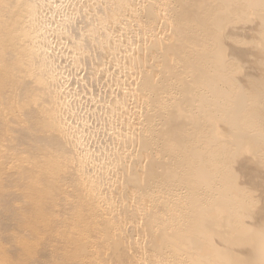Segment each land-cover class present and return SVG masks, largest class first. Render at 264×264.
Segmentation results:
<instances>
[{"label": "bare ground", "instance_id": "6f19581e", "mask_svg": "<svg viewBox=\"0 0 264 264\" xmlns=\"http://www.w3.org/2000/svg\"><path fill=\"white\" fill-rule=\"evenodd\" d=\"M160 92L170 97L157 98L169 140L163 149L179 170L163 156L148 173L160 186L182 181L188 192L162 188L134 202L133 189L118 180L120 168L132 167L119 141L133 142L137 108ZM0 138V164L29 148L35 161L17 167L55 177L49 209L42 195L29 207L20 187L3 189L8 179L0 174V264H49L42 255L61 254L59 245L48 248L52 241L63 244L93 224L92 215L71 222L88 209L83 198L115 228L106 256L114 264H264L262 217L254 226L249 198L232 188L246 169L264 174V0H0ZM126 194L132 201H123ZM47 209L52 235L45 228L47 237L34 239ZM19 223L29 231L14 232ZM224 224L232 243L214 231ZM251 237L253 255L244 260L239 251ZM19 247L26 258H6Z\"/></svg>", "mask_w": 264, "mask_h": 264}, {"label": "rangeland", "instance_id": "374dc122", "mask_svg": "<svg viewBox=\"0 0 264 264\" xmlns=\"http://www.w3.org/2000/svg\"><path fill=\"white\" fill-rule=\"evenodd\" d=\"M170 9L168 10V13L169 14H171L172 13V11H170ZM167 12V11H166ZM177 60V61H176ZM176 60H174L172 63H170V65H171V67H170V70H172L173 72L175 71L176 73H177V71H179L177 68L178 67H180V66H178L179 64H180V58H177ZM178 60H179V62H178ZM175 63V64H174ZM175 65H176V67H175ZM174 67V68H173ZM176 69V70H175ZM180 69V68H179ZM167 70V69H166ZM192 71H190V73H189V75H188V78H190V76L192 75V73H191ZM163 74V73H162ZM179 75V74H178ZM177 75V76H178ZM179 86V85H178ZM178 86H177V88H175V89H177L178 90ZM174 88H172L174 91L173 92H176L175 91V89ZM159 92V91H158ZM158 92H157V94H158ZM149 95H150V93H149ZM160 95V96H159ZM159 95H157L156 96V100H157V98L158 99H160L161 100V102H164L165 100H169V98L170 97H168L167 96V94L166 93H162L161 94V92H160V94ZM165 95L167 96V98H165ZM161 96L163 97V99L161 98ZM160 97V98H159ZM155 100V98H154V102H150V104H146V103H142L138 108H137V120H138V123L140 124V127H139V129H140V131H138V133L136 132V134L131 138L132 140H133V142H130L131 144L133 143V145H131V144H129L128 145V142L127 143H125L122 139H121V141H119V145H120V147H125L126 149H127V147H128V159H129V161L131 162V166L132 167H129V168H127V166L126 167H122V168H120V174H119V176H118V180H119V182L122 184V186L124 185V186H126V189H130L131 190V188L133 189V192H131L130 191V193H133L132 195H130L129 194V197H132L133 196V201L135 202L136 200H137V197H138V195L139 194H144L145 193V195H149L152 199H154V198H156L157 197V193L158 192H160L161 191V189H162V191L164 190V191H167L168 189V193H166L165 195H171V194H173V192H175V193H177V192H179L178 194H180V195H186L187 194V192L188 191H185V189L187 190V188H186V183H184V182H182V181H178V182H176V184H173L174 186H172V184L170 185V187H167V186H169L168 184H166V185H164V186H162L163 184H161V186L157 183V184H155V182L154 181H152V179H150V176H149V174H150V172L148 173V166L151 164V162L153 161V159H156V158H159V159H161V161H162V157L164 156V158H163V161L164 162H168L171 166L172 165H174V166H172V168H175L176 166V168H175V170L177 169V170H179V168H178V164H174L175 163V160H174V162L173 161H171L172 160V158L171 157H169L168 156V154L166 153L165 154V151H164V146H165V144H168L169 143V140H167L166 138H167V136H166V133H165V127H164V124H162L163 122L160 120V116H162V114H163V112H161V114H159L160 112H158V108L160 107V105H161V103L159 102V100H157L156 101ZM153 104V105H152ZM149 105H152V106H149ZM151 107V108H150ZM147 108V109H146ZM157 110H156V109ZM147 111V112H146ZM155 111V112H154ZM135 112V113H136ZM147 113H148V115H147ZM158 114V115H157ZM147 115V116H146ZM155 115H156V117H155ZM151 117V118H150ZM153 117V118H152ZM160 117V118H159ZM149 118V119H148ZM148 120V121H147ZM155 120V121H154ZM150 122V123H149ZM151 123H152V125H151ZM139 124H138V126H139ZM143 124V125H142ZM144 126V127H143ZM144 128V129H143ZM164 129V130H163ZM164 131V132H163ZM147 132V133H146ZM6 133V131H3V134H5ZM145 133V134H144ZM152 135H151V134ZM148 134V135H147ZM147 135V136H146ZM159 135V136H158ZM143 136H145V138L143 137ZM148 136H149V139H148ZM153 136V137H152ZM158 138V139H157ZM138 140V142H137V140ZM142 139V140H141ZM0 140H1V138H0ZM146 140V141H145ZM157 140H158V142H157ZM134 141H135V143H134ZM143 141H145L144 142V144H143ZM166 141V142H165ZM205 141L203 140L202 141V143H204ZM138 143H139V145H138ZM140 143H142L141 145H140ZM147 143H148V145H147ZM150 143V144H149ZM153 143V144H152ZM135 144H137V145H135ZM147 145V147H146V145ZM135 145V146H134ZM141 146V147H140ZM162 146V147H161ZM131 147V148H130ZM150 148V149H149ZM155 149V150H154ZM160 149V150H159ZM118 149H116L115 151H117ZM151 150H152V152H153V155L155 156H148V151L149 152H151ZM155 151H157L156 153H154ZM29 153V154H28ZM162 153V154H161ZM144 154L148 157H145L144 156ZM151 154V153H150ZM156 154H159V155H156ZM36 154H34V151H30V149L29 148H24V149H22L21 150V152L20 153H18L16 156V159H15V161H14V164H12V165H7L6 167H5V165L4 164H0V174L2 175V176H4V177H7V178H5L6 180L8 179L9 180V182H8V180L7 181H5L3 184H2V187H3V189L5 188V190H18L19 189V187H20V189H19V192L21 193V191L23 190V192L21 193V195H22V197H24V199H25V201H27V205L29 206H31V204L32 205H34L35 203H36V201L38 200L37 198L39 197L40 199H42L43 200V197L44 198H48V199H44V200H46V201H44L46 204V206L47 207H49V205H50V207H51V203L53 202V196L52 197H50V195L52 194V192H51V190H48V189H50V188H48L50 185H48V182L49 181H51V180H53L55 177H52L53 175H51V176H49V174H46L45 173V171L44 170H42V169H39L38 167L37 168H35L34 170L35 171H32V170H26V171H22V170H20L18 167H17V164L19 163V162H23V163H25L26 162V164H28V161H29V163H31L32 164V162L33 161H35V158H36V156H35ZM41 156V155H40ZM20 157H21V159H20ZM33 157H34V159H33ZM42 157V156H41ZM18 158V159H17ZM33 161H32V160ZM150 159V160H149ZM165 159V160H164ZM168 159H169V161H168ZM21 160V161H20ZM135 160H136V163H135ZM147 161V162H146ZM16 162V163H15ZM129 162V163H130ZM129 163H127V164H129ZM134 163V164H133ZM147 163V164H146ZM150 163V164H149ZM173 163V164H172ZM144 164V165H143ZM135 165H137V167L135 166ZM148 165V166H147ZM14 166V167H13ZM142 166H143V168H142ZM5 167V168H4ZM11 167V168H10ZM136 167V168H135ZM10 168V169H9ZM4 169V170H3ZM9 169V170H8ZM135 169H137L136 171L137 172H139L136 176H132L131 177V179H128L129 177H130V175L131 174H133L134 175V172H136L135 171ZM15 172H14V171ZM147 170V171H146ZM11 171V172H10ZM39 171V172H38ZM6 174V176H5V174ZM8 172H10V175H9V173ZM14 172V173H13ZM22 172H23V174H22ZM27 172H30L29 174L27 173ZM136 172V173H137ZM192 172V171H191ZM190 172V173H191ZM3 173V174H2ZM25 173H27V175L28 176H25L26 174ZM19 174V175H18ZM21 174V175H20ZM183 174H184V176H188V174H189V172H183ZM192 174V173H191ZM180 175V174H179ZM8 176H9V178H8ZM12 178H11V177ZM17 177V178H16ZM22 177H24L23 179H22ZM33 177V178H32ZM47 177V178H46ZM50 177V178H49ZM180 177V176H179ZM18 178H19V180H18ZM53 178V179H52ZM13 179V180H12ZM127 179L128 180H130V184H129V182L127 181ZM13 181L14 182V180H15V182L13 183V182H11V181ZM18 180V181H17ZM23 180V181H22ZM40 180V181H39ZM45 180V181H44ZM239 182L238 183H236V186L235 185H233L232 186V188L235 190L234 191V193L235 194H239V193H241V192H243L244 194H246V196L249 198V202H246L245 203V206H246V208H250L251 207V205H253V211H251V213H250V215H249V217H250V219H251V221L252 222H254L253 224H254V226H257L258 224H257V222L256 221H259L260 219H261V217H262V219L261 220H263V223H264V193H262V192H260V190L261 189H263V191H264V174L263 175H258V174H255V173H253V172H251L250 170L249 171H247V169L245 170V174L242 176V177H240L239 179ZM22 183H21V182ZM29 181V182H28ZM146 181V182H145ZM16 182H18V184L19 185H17L16 186ZM181 184H180V183ZM252 182H257V183H259L260 185H261V187H257V186H254L253 184H252ZM10 183V184H9ZM16 183V184H15ZM139 183V184H138ZM182 187H180V186H178V184ZM9 184V185H8ZM12 184V185H11ZM21 184V185H20ZM118 184V183H117ZM149 184V185H148ZM6 185V186H5ZM44 185V186H43ZM127 185H129V187H131V188H129V187H127ZM183 185H184V187H183ZM22 186V187H21ZM141 186V187H140ZM172 186V187H171ZM43 187H44V189H43ZM161 187V188H160ZM175 187L176 188H178V189H176L175 191H173V192H170V191H172L173 190V188L175 189ZM28 188V189H27ZM37 188V189H36ZM48 188V189H47ZM166 188H168V189H166ZM185 188V189H184ZM40 189H41V191H40ZM154 189V190H153ZM34 190V191H33ZM36 190V191H35ZM38 190V191H37ZM43 190V191H42ZM45 190H46V193H45ZM145 190V191H144ZM157 190V191H156ZM178 190V191H177ZM181 192H180V191ZM137 191V192H136ZM183 191L185 192V193H183ZM25 192V193H24ZM29 192V193H28ZM33 193V194H32ZM41 193V194H40ZM35 194H36V196H35ZM40 194V195H39ZM47 194V195H46ZM50 194V195H49ZM27 195V196H26ZM32 195V196H31ZM43 196L42 198L40 197V196ZM44 195H46V197L44 196ZM137 195V196H136ZM33 196H35L34 198H33ZM126 196V197H125ZM124 197L127 199V200H125V199H123V201H127L128 202V200L129 201H132L129 197H128V194H126ZM37 197V198H36ZM123 197V198H124ZM136 199H135V198ZM52 200H51V199ZM129 198V199H128ZM23 199V198H22ZM120 201H121V199L120 198H118ZM118 199H117V202L118 203H120L119 201H118ZM138 199H139V197H138ZM31 200H32V202L34 203H32L31 202ZM36 200V201H35ZM83 200V202L87 205L86 207L88 208V209H86L85 211L86 212H84V213H80L79 215H76L77 217H75L74 218V220L73 219H71V222L73 223V222H81V220L82 219H85L86 221H87V219L85 218L86 216H87V218L89 217V215L91 216L90 217V219L92 220V225L89 227V225H84V224H82L83 226L81 227L80 226V228L78 229V233H76L75 232V234H67V235H65L66 236V238L68 237V236H70L71 238H72V240H73V245H72V243L69 241V243H65L64 241H65V236H63V238H61L63 241V244L62 243H59V242H56V241H52V243L48 246V248L50 247L51 249L53 248V247H56V245H59V246H57V249H58V253H61V254H55V256L53 255V257H55V259L54 258H52V256H47V255H42V258L40 257L41 256V254H36V255H38V256H36V257H40L41 258V260H46L47 262H49V264H53L54 262V264H67V263H69L70 261L71 262H73V261H76V262H80V263H84V264H89V262H90V264H114L113 263V261H112V257H110V259L109 258H107V257H109V254L111 255V252H112V244H113V240H112V237H111V234L113 235L114 234V230H115V228H114V226L112 227V223L111 222H109L108 223V221H106L104 218L106 217V215H105V213L104 212H101L100 211V206H97L96 204H95V202H93L90 198H83L82 199ZM123 201H121V202H123ZM28 206L26 207V208H28ZM29 206V207H30ZM50 207H49V209H50ZM49 209H47L46 211H44L43 210V213H44V216H43V214L41 213V214H39V215H42L41 217H38V219H37V222L38 221H40V222H38L37 223V229L38 228H40V231H39V229L37 230V232L33 235V238L34 239H36V238H38V236L39 237H42L43 236V238L44 237H47V235H46V233H47V231H48V236H51L52 235V230L53 229H51V227H48L47 226V222L49 221V219H51L52 218V216L50 217V215L48 214L47 215V213H48V211H49ZM104 213V214H103ZM86 215V216H85ZM47 216L49 217L48 219H47ZM83 216H85V217H83ZM94 216V217H93ZM105 216V217H104ZM129 216V215H128ZM43 218L45 219V220H47V221H42L43 220ZM130 218H132L131 216L129 217V219ZM134 218V217H133ZM132 218V221L133 220H136V218L135 219H133ZM29 219V218H28ZM93 220H94V222H93ZM131 220V219H130ZM138 220V219H137ZM83 221V220H82ZM41 223V224H40ZM44 223H46V224H43ZM40 225V226H39ZM46 225V226H45ZM41 226H43V227H41ZM85 226H87V228L85 227ZM111 226V227H110ZM16 227V228H15ZM22 227V224L21 223H19V224H17L16 226H14L13 227V229H14V232H16L17 234L19 233V235L20 234H23V233H25V232H28L29 230L28 229H25V228H21ZM26 227V226H25ZM106 227L109 229H106ZM27 228V227H26ZM47 228H49L48 230H46ZM114 228V229H113ZM213 228H214V231L216 232V234H217V238H219L221 241H225V240H227V239H230L229 240V242L230 243H232V242H234L235 241V238L234 237H232L231 236V228H230V225H227V224H224L222 227H220V226H217V225H213ZM263 228H264V224H263ZM41 229L42 230H44V231H41ZM51 229V230H50ZM83 229V230H82ZM45 230H46V233H45ZM105 230V231H104ZM0 231H2L1 229H0ZM13 231V230H12ZM19 231V232H18ZM22 231V232H21ZM81 232V233H80ZM106 232V233H105ZM50 233V234H49ZM41 234V235H40ZM79 234V235H78ZM38 235V236H37ZM46 235V236H45ZM73 235H76L75 237L73 236ZM35 236H36V238H35ZM76 239H79V241L78 240H76ZM111 241V242H110ZM253 241H254V239H253V237H251V238H249L248 240H246V246H243L242 248H240V251H239V253L241 254V253H243V254H241V255H244L245 256V258H244V260H248L250 257H252V255H253V251H252V249H251V245H252V243H253ZM56 242V243H55ZM96 242H97V244L99 245H102L103 246V243H104V250H106L107 248L109 249H107V251H104L105 252V254H104V252L103 253H101V254H99L97 251H96V249L98 248V245H96V247L97 248H95V245L94 244H96ZM99 242V243H98ZM58 243V244H57ZM65 243V244H64ZM2 244H4L3 246H5L6 245V247H8V248H10V245H8L7 243H5V242H2ZM62 244V245H61ZM70 244V245H69ZM68 245H69V247H68ZM77 245V246H76ZM108 245H109V247H108ZM53 246V247H52ZM63 246V247H62ZM106 246V247H105ZM60 247V248H59ZM65 247V248H64ZM7 248V249H8ZM49 248V249H50ZM64 249V251H63V249ZM21 249V250H20ZM36 250V248H34V247H32L31 248V251H35ZM61 250V251H60ZM73 250V251H72ZM111 250V251H110ZM126 251V250H125ZM72 252V253H71ZM94 252H96V253H94ZM19 253H20V255H19ZM25 253H26V250H25V247H22V248H18L17 249V251L15 252H8L7 254H6V258L8 259V257H10L11 255L12 256H16L17 254H18V256H20V257H24L25 256ZM64 253V254H63ZM22 254V255H21ZM98 254H99V257H100V259H99V257H98ZM8 255H10V256H8ZM40 255V256H39ZM56 255H58V256H56ZM65 255V256H64ZM72 255V256H71ZM102 255V256H101ZM11 256V257H12ZM63 256V257H62ZM103 256H107L106 258H107V263L105 262L106 261V258L105 257H103ZM51 257V258H50ZM57 257H58V259H57ZM73 257V258H72ZM24 258H26V257H24ZM35 258V257H34ZM44 258V259H43ZM77 258V259H76ZM104 259V260H101V259ZM53 259V260H52ZM52 262H51V261ZM73 260V261H72ZM108 260H109V262H108ZM46 261H44V262H46ZM69 261V262H68ZM63 262V263H62Z\"/></svg>", "mask_w": 264, "mask_h": 264}]
</instances>
